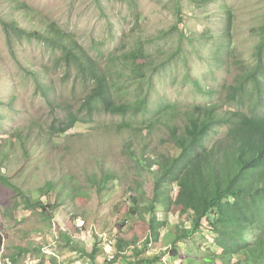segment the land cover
<instances>
[{"label": "trees", "instance_id": "16d2710c", "mask_svg": "<svg viewBox=\"0 0 264 264\" xmlns=\"http://www.w3.org/2000/svg\"><path fill=\"white\" fill-rule=\"evenodd\" d=\"M179 2H176L175 27L180 23L184 25L183 30L180 29L179 51L182 48L187 79L205 102L181 105L167 97H153L157 88L149 71L154 72L157 66H152L153 56L142 45L124 56L128 79L118 84L99 58L93 57L75 35L54 22L38 17V27L26 29L0 15V24L16 63L20 64L16 46L26 39L45 47L55 65L63 69L62 82L75 76L76 81L92 85L78 110H69L70 105L56 94L55 80L46 82L48 76L19 65L30 78L34 93L43 97L50 110L53 123L50 138L66 135L81 122L92 123L98 112L122 118L117 127L131 133L132 140L124 145V152L136 162L137 171L147 175L148 181L132 191L133 206L125 218L128 224L125 220L119 225L114 239L117 253L110 264L122 261L125 264H164L162 256L165 254L170 256L166 264H173L182 256L180 245L191 243L193 247H187L189 254L199 251L195 236L203 234V229L214 235L221 249L215 264H264V12L261 22L250 27L255 31L252 36L257 43L246 59L238 55L233 38L237 15L232 7L223 3L220 12L214 14L219 22L215 25L222 26L217 32L212 33V21L204 19L206 24L199 34L187 35L184 31L187 21ZM130 6L133 9V5ZM24 14L34 17L30 11ZM183 41L206 63L210 69L207 73L192 78L189 53ZM207 45L210 49L204 52ZM221 69L236 70V74L232 80L224 78L218 82L212 76ZM133 84L136 88L131 95V88L125 85L132 87ZM126 93L131 99H124ZM163 128L168 135L166 139L151 138L155 131ZM156 144H164L168 149L166 154L160 152ZM23 153L30 158L26 145H23ZM117 180L116 172L109 171L101 179L93 178L91 184L101 197L107 185ZM0 183L23 196L28 208L41 210L68 242L73 234L86 229L85 225L76 227V218L71 217L70 230L61 231L54 214L58 204L32 201V193L21 192L1 173ZM175 187H179L178 191ZM49 190L52 192L51 188ZM171 215L179 216V225H170ZM188 222H191L189 228ZM166 231H169L170 244L164 251L162 238ZM93 236L97 239L93 250L98 254L100 240L96 233ZM151 243L157 251L148 254ZM128 251L132 252L130 261L124 254ZM87 256L93 264H100L96 263L93 253ZM189 264L195 262L190 260Z\"/></svg>", "mask_w": 264, "mask_h": 264}, {"label": "rangeland", "instance_id": "374dc122", "mask_svg": "<svg viewBox=\"0 0 264 264\" xmlns=\"http://www.w3.org/2000/svg\"><path fill=\"white\" fill-rule=\"evenodd\" d=\"M179 1L187 21V29L184 30L187 35L199 34L206 24L204 19H210L212 33L217 32L222 26L215 25L219 22L214 14L220 12L223 3L232 7L237 15L233 38L238 55L250 58L257 43L252 36L255 31L250 27L261 22L264 0ZM176 2L0 0V15L15 20L26 29L37 28L38 17L54 22L62 30L75 35L93 57L99 58L101 65L110 72L111 79L118 84L128 79V63L124 56L137 45H142L153 56L152 66H157L154 72L152 69L149 71L157 88L153 97H167L181 105L205 102L206 99L195 92L192 81L186 77L182 48L179 51L182 45L180 29L183 30L184 25L180 23L175 27ZM26 11L34 17H26ZM183 45L189 53L192 78L207 73L210 69L192 52L191 45L186 41ZM16 48L20 64L12 59L0 24V173L21 192L32 193V201L58 204L54 214L61 231L70 230L68 222L71 217L76 218V227L85 225L86 229L72 233L68 242L41 210L28 208L23 196L0 183V263L7 264L6 260L11 259L13 264H39V261L43 264H93L87 256L93 253L96 263L110 264L106 254L113 256L117 251L115 247L105 251L101 241L103 244L114 241L119 225L125 220L128 224L125 218L133 206L132 191L138 184L148 181L147 175L138 172L136 162L124 152V145L132 140L131 133L117 127L122 118L98 112L92 123L81 122L66 135L50 138L53 124L50 110L43 97L34 93L30 78L19 65L38 75L48 76L46 82L55 80L56 94L70 105L69 110H78L92 85L76 81L75 76L62 82L63 69L55 65V60L42 45L24 39ZM206 48L210 49V46H205L204 52ZM233 66L239 69L237 64ZM235 71L221 69L212 78L218 82L224 78L232 80ZM125 87L131 88L132 95L136 85ZM131 95L126 93L123 97L131 99ZM58 113L64 117L63 113ZM167 137L165 128L151 136L156 141ZM23 145L29 150L30 158L24 155ZM156 146L163 154L168 151L164 144ZM109 171L116 172L118 180L110 182L99 197L91 180L101 179ZM50 188L52 192H49ZM178 189L175 187V191ZM169 220L172 226L180 223L179 216L171 215ZM187 226L189 228L191 222ZM202 231L203 234L195 236L199 251L189 254L187 247H193L192 244L180 245L182 256L173 264H182L183 259V264H189L190 260L195 264L217 262L215 257L221 251L214 235L206 229ZM94 233L100 240L98 254L93 250L97 241ZM168 233H163L162 244L165 247L170 244ZM125 257L132 260V252L128 251ZM169 258V254L162 256L164 264L169 262Z\"/></svg>", "mask_w": 264, "mask_h": 264}, {"label": "clouds", "instance_id": "9594fccd", "mask_svg": "<svg viewBox=\"0 0 264 264\" xmlns=\"http://www.w3.org/2000/svg\"><path fill=\"white\" fill-rule=\"evenodd\" d=\"M83 226V225H82ZM0 240H1V237H0ZM114 244H115V240L114 241H106L103 245H104V247H105V251H106V249H111V248H113L114 247ZM154 246H155V244L153 243H151L150 244V249H148L150 252L148 253V254H151V252L153 253V252H155V251H157L155 248H154ZM167 249H168V247H165L164 248V251H167ZM220 251H221V249H220ZM108 253V252H107ZM127 253V252H126ZM126 253H124V254H126ZM45 254H47L46 252H45ZM221 254V253H220ZM116 255V254H115ZM115 255H113V256H111L109 253L108 254H106V256H107V260H108V263H111L114 259H115ZM11 260V259H10ZM10 260L9 259H7L6 261H7V264H13V263H11L10 262ZM1 264V263H0ZM14 264H17V263H14ZM39 264H43L42 263V261H39Z\"/></svg>", "mask_w": 264, "mask_h": 264}]
</instances>
